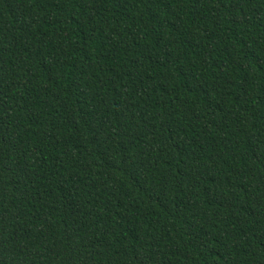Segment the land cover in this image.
Returning a JSON list of instances; mask_svg holds the SVG:
<instances>
[{
    "label": "trees",
    "instance_id": "trees-1",
    "mask_svg": "<svg viewBox=\"0 0 264 264\" xmlns=\"http://www.w3.org/2000/svg\"><path fill=\"white\" fill-rule=\"evenodd\" d=\"M0 264H264V0H0Z\"/></svg>",
    "mask_w": 264,
    "mask_h": 264
}]
</instances>
